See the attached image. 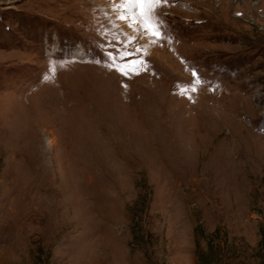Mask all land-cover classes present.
I'll use <instances>...</instances> for the list:
<instances>
[{
    "label": "rangeland",
    "instance_id": "374dc122",
    "mask_svg": "<svg viewBox=\"0 0 264 264\" xmlns=\"http://www.w3.org/2000/svg\"><path fill=\"white\" fill-rule=\"evenodd\" d=\"M120 3L0 0V264H264V0Z\"/></svg>",
    "mask_w": 264,
    "mask_h": 264
},
{
    "label": "snow or ice",
    "instance_id": "6c2138e0",
    "mask_svg": "<svg viewBox=\"0 0 264 264\" xmlns=\"http://www.w3.org/2000/svg\"><path fill=\"white\" fill-rule=\"evenodd\" d=\"M169 0H121L118 8L124 10L125 14H121L119 19L128 21L131 18V23L128 25L132 27L133 24H138L140 28L149 33L154 38H166L163 33V22L160 19L159 9L167 5ZM131 55L130 53L122 54V58ZM115 63V57H111ZM141 66L143 61L140 62ZM125 68H117L122 75L128 76L130 72ZM132 74H139L137 69L132 70ZM126 87V85H125Z\"/></svg>",
    "mask_w": 264,
    "mask_h": 264
},
{
    "label": "bare ground",
    "instance_id": "6f19581e",
    "mask_svg": "<svg viewBox=\"0 0 264 264\" xmlns=\"http://www.w3.org/2000/svg\"><path fill=\"white\" fill-rule=\"evenodd\" d=\"M133 28H139L140 26L138 24H133ZM147 34V33H146ZM149 34V33H148Z\"/></svg>",
    "mask_w": 264,
    "mask_h": 264
}]
</instances>
